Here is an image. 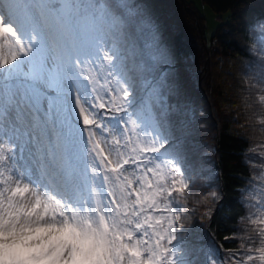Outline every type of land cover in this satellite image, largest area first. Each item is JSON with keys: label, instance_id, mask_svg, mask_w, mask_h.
Segmentation results:
<instances>
[{"label": "snow or ice", "instance_id": "1", "mask_svg": "<svg viewBox=\"0 0 264 264\" xmlns=\"http://www.w3.org/2000/svg\"><path fill=\"white\" fill-rule=\"evenodd\" d=\"M149 9L0 0V264H264V168L239 189V249L184 239L194 181L168 119L175 55ZM37 229L49 245L22 250Z\"/></svg>", "mask_w": 264, "mask_h": 264}, {"label": "trees", "instance_id": "2", "mask_svg": "<svg viewBox=\"0 0 264 264\" xmlns=\"http://www.w3.org/2000/svg\"><path fill=\"white\" fill-rule=\"evenodd\" d=\"M138 2L150 6L175 55L177 88L167 94L168 119L194 181L186 194L193 212L184 221V239L197 251L214 245L224 257L226 250L239 249L247 226L241 217L251 211L240 203L250 198L239 189L264 168L257 155L264 149L251 151L264 143V104L258 99L264 95V0H200L202 8L224 17L209 37L195 0ZM149 41L142 35L138 44ZM212 192L218 201L211 200ZM206 208L213 209L210 221L201 220ZM233 233L237 239L225 241Z\"/></svg>", "mask_w": 264, "mask_h": 264}, {"label": "rangeland", "instance_id": "3", "mask_svg": "<svg viewBox=\"0 0 264 264\" xmlns=\"http://www.w3.org/2000/svg\"><path fill=\"white\" fill-rule=\"evenodd\" d=\"M195 3L201 7L205 15V34L207 37L210 36L211 32L215 29V26L224 21V17H217L209 7H203L200 0H195ZM47 233L43 229H37L31 231L26 239L23 241L21 247L24 251H39L43 248H46L50 241L46 239ZM30 244L31 247H24V245Z\"/></svg>", "mask_w": 264, "mask_h": 264}, {"label": "clouds", "instance_id": "4", "mask_svg": "<svg viewBox=\"0 0 264 264\" xmlns=\"http://www.w3.org/2000/svg\"><path fill=\"white\" fill-rule=\"evenodd\" d=\"M33 251H35V250H33ZM33 264H43V262L42 261H35V262H33Z\"/></svg>", "mask_w": 264, "mask_h": 264}]
</instances>
